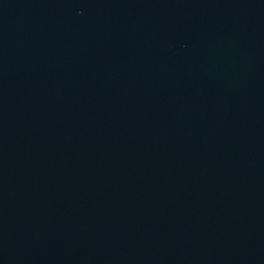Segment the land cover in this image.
I'll list each match as a JSON object with an SVG mask.
<instances>
[{"label": "water", "instance_id": "obj_1", "mask_svg": "<svg viewBox=\"0 0 264 264\" xmlns=\"http://www.w3.org/2000/svg\"><path fill=\"white\" fill-rule=\"evenodd\" d=\"M0 264H264V0H0Z\"/></svg>", "mask_w": 264, "mask_h": 264}]
</instances>
